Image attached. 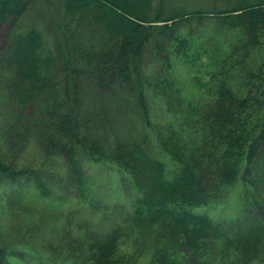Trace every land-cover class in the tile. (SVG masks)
Instances as JSON below:
<instances>
[{
    "label": "trees",
    "instance_id": "trees-1",
    "mask_svg": "<svg viewBox=\"0 0 264 264\" xmlns=\"http://www.w3.org/2000/svg\"><path fill=\"white\" fill-rule=\"evenodd\" d=\"M35 1L0 0V23L13 25L0 57V97L8 93L10 103L21 110L34 105L39 138L47 144L49 157L67 156L68 180L77 194H92L82 155L111 160L138 193L130 220L150 229L145 242L152 249L144 264L262 263L264 0L193 10L164 6L165 0H56L51 9L53 34L46 25L21 23ZM197 21L206 26L189 29ZM147 52L165 65L166 74L145 78ZM200 53L213 59L217 72L212 74L211 98L195 102L173 74L170 59L191 62ZM96 84L108 95L115 94V88L133 95L146 125L149 93L172 109L173 122L180 127L171 126L169 135L162 129L158 146L179 164L175 172L151 154L145 141L119 140L111 154L105 152L94 112L101 101ZM101 104L108 108L105 101ZM30 174L0 160V183ZM35 176L40 191L48 193ZM238 182L243 184L238 214L216 219L208 210L225 200ZM123 236L115 230L91 240L88 261L139 264L142 245L123 254ZM2 255L0 246V263L9 264Z\"/></svg>",
    "mask_w": 264,
    "mask_h": 264
},
{
    "label": "rangeland",
    "instance_id": "rangeland-1",
    "mask_svg": "<svg viewBox=\"0 0 264 264\" xmlns=\"http://www.w3.org/2000/svg\"><path fill=\"white\" fill-rule=\"evenodd\" d=\"M55 1L36 0L21 23L26 27L46 25L48 32L53 34L50 24ZM237 1L165 0L164 6H179L186 10L223 9ZM204 26L206 23L197 21L189 29ZM12 28L10 22L0 23V57L10 41L8 33ZM159 55L164 61L168 60L161 53ZM153 56L150 52L146 54L145 78L155 73H167L165 65ZM170 61L173 74L189 98L195 99V102L211 98L215 85L212 74L217 72V66L209 55L200 53L191 62L184 59L176 61L173 56ZM94 86L100 100L108 105L104 109V104L97 101L94 107L99 138L105 145V152L111 154L115 142L119 140L145 141L151 154L161 158L169 170L175 172L179 164L158 146V135L162 129L167 130L169 135L171 126L174 129L180 127L178 121L173 122L172 109L148 92L151 112L150 124L146 125L133 95L127 97L121 88H115V94L108 95L104 88L100 91L99 84ZM8 95L0 97V160L31 174L18 181L11 178L0 183V246L4 260L9 264H95L88 261L89 242L104 239L116 230L124 235L119 251L133 253L135 249L140 250L141 244L143 257H140L139 264H144L152 249V244L145 242L148 237L145 234L149 235L150 229L143 230L130 220L131 205L138 193L129 176L111 160L92 159L84 154V173L92 194L89 198L80 197L68 180L71 165L67 156L56 154L49 157L47 154L48 146L41 142L38 135L41 128L32 117L34 105L21 110L17 103H10L11 96ZM91 106H95V101ZM118 109L122 110L119 112ZM27 115L31 116L28 118ZM21 118L30 121L22 123ZM177 135L176 131L173 132L174 140ZM36 173L49 189L48 193L40 191ZM242 185L238 182L225 200L208 211L216 219L234 218L243 201ZM254 264H264V259L262 263Z\"/></svg>",
    "mask_w": 264,
    "mask_h": 264
}]
</instances>
